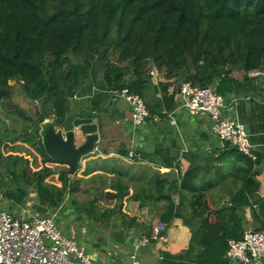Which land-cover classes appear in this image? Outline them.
Listing matches in <instances>:
<instances>
[{
    "label": "crops",
    "instance_id": "0c3cea01",
    "mask_svg": "<svg viewBox=\"0 0 264 264\" xmlns=\"http://www.w3.org/2000/svg\"><path fill=\"white\" fill-rule=\"evenodd\" d=\"M110 62L122 68V83L135 85L146 101L150 117L145 125L139 129L132 126L128 105L113 93L114 89H108L101 68L94 74L89 72L80 91L70 99L67 114L71 119H98L100 140L96 152L82 161L76 175L68 176L70 186L58 207L44 204L37 190L28 188L24 200L15 193V201L0 190V208L15 216L55 215L64 235L84 245L98 264H133V255L138 264H243L229 263L225 256L200 258L199 248L189 249L192 234L183 220L175 218L166 224L162 217L170 212L172 202L176 211L177 197L181 199L179 213L181 209L184 214L190 213L191 195L177 193L181 175L187 170L202 169L198 186L213 182L210 194L221 206L232 194L229 188L236 189L228 174L244 167L245 162L234 153L233 147L226 146L213 134L208 116H192L182 108V80L168 65H153L145 75L136 77L128 63L114 62L113 57ZM231 76L234 82H217L213 88H218L228 101L224 116L247 127L250 143L260 161L256 177L260 183L259 195L264 197V94L260 83L246 79L245 72L234 70ZM8 100L18 109L5 112L0 105V121L6 126L15 121V140L9 146H6L8 140L0 144L2 155L5 149L12 148L15 157L25 159L24 164L15 163V170L19 164L22 171L15 172L16 183L21 182L24 171L32 179L35 173L49 167L53 171L50 181L62 186L59 174L54 171L69 170L68 166L49 162L37 139L36 126L40 121L36 114L44 110L40 101L27 94L22 82H15V101ZM8 114L15 118L5 117ZM8 129L7 137L12 136L13 130ZM77 141L79 144L85 141L78 130ZM130 151L137 158L130 159ZM4 180L0 166V184ZM242 214L250 226L248 230H253L251 209L246 208ZM157 227L163 228L165 240L143 246L142 240ZM250 264H264V257Z\"/></svg>",
    "mask_w": 264,
    "mask_h": 264
},
{
    "label": "trees",
    "instance_id": "16d2710c",
    "mask_svg": "<svg viewBox=\"0 0 264 264\" xmlns=\"http://www.w3.org/2000/svg\"><path fill=\"white\" fill-rule=\"evenodd\" d=\"M114 56L118 63H128L136 77L165 63L182 82L220 94L214 85L234 82V70L250 79L249 72L264 68V0H0V88L9 91L11 81L22 82L44 109L36 114L39 121L51 115L63 120L70 99L88 73L99 68L108 89L116 84L140 95L135 85L122 83V68L110 62ZM37 139L43 151L39 133ZM234 153L245 166L228 174L236 187L229 188L232 194L225 203L231 206H218L210 194L213 182L198 186L202 169L193 168L181 175L177 190L191 195L190 213L181 209L176 215L172 202L162 217L166 224L183 220L192 234L189 249L199 248L200 258L226 255L229 241L240 239L250 227L242 214L246 208L251 209L252 229L264 227V197L253 178L260 161L236 148ZM48 173L43 169L31 179L24 171L23 177L36 183L44 204L56 208L70 177L68 171L60 175L62 188L44 186Z\"/></svg>",
    "mask_w": 264,
    "mask_h": 264
},
{
    "label": "built area",
    "instance_id": "2783aa9c",
    "mask_svg": "<svg viewBox=\"0 0 264 264\" xmlns=\"http://www.w3.org/2000/svg\"><path fill=\"white\" fill-rule=\"evenodd\" d=\"M248 77L260 83L264 94V70L257 69ZM116 96L125 102L131 114L135 129L145 125L150 113L142 96L128 88L119 89ZM264 103V98H263ZM181 106L190 115H206L212 122L213 134L223 143L229 142L241 154L256 161L257 156L249 140L244 123L224 116L227 99L210 87H196L189 82L181 84ZM130 159L137 156L128 153ZM165 240L163 228L157 227L151 236L142 240V245ZM229 263L250 264L264 257V227L261 230H247L236 240H230L225 255ZM133 264H138L132 256ZM0 264H98L84 245L75 243L58 228L55 215L45 217L15 216L0 208Z\"/></svg>",
    "mask_w": 264,
    "mask_h": 264
},
{
    "label": "water",
    "instance_id": "95a60500",
    "mask_svg": "<svg viewBox=\"0 0 264 264\" xmlns=\"http://www.w3.org/2000/svg\"><path fill=\"white\" fill-rule=\"evenodd\" d=\"M54 59L51 60L50 65ZM230 68H232L230 66ZM261 70H264L261 67ZM64 84H61V89L64 90ZM119 90L118 86L114 85L113 93ZM7 92L0 88V105L5 112L14 111L18 109L12 101L6 98ZM39 136L42 140V145L46 151L47 156L57 162L68 166V173L70 176L82 168V161L96 152L97 144L100 140L98 119L94 118H76L71 119L69 114L60 122L55 117H49L40 120ZM77 130L85 137V141L79 144L77 141ZM230 146L229 142L225 143ZM253 178L257 181L256 172ZM176 215L179 214L181 199L176 198Z\"/></svg>",
    "mask_w": 264,
    "mask_h": 264
},
{
    "label": "rangeland",
    "instance_id": "374dc122",
    "mask_svg": "<svg viewBox=\"0 0 264 264\" xmlns=\"http://www.w3.org/2000/svg\"><path fill=\"white\" fill-rule=\"evenodd\" d=\"M113 59H114V62H116L117 57L114 56ZM10 87H12V89L10 90L11 95H9L10 96L9 98H11L13 101H15V81L10 82ZM5 117H11L12 118L13 116L11 114H8ZM13 118H15V117H13ZM8 127L10 129H13V130H12V136L7 137L4 133V130ZM23 130L25 133L28 132L27 129H23ZM7 140H8V145H6V146H9V144L14 143V140H15V121L12 122V124H10L9 126H6V124L3 122V120L0 121V141H7ZM5 151L6 152L3 154L2 158L0 159V166H2L3 174L5 176V180L0 184V186L2 188L0 190H1V192L4 193V195L6 197L8 196L9 198H11L12 200L15 201V193H16V196L19 197L21 192L26 189V193H24V195L25 194L27 195L29 189L35 188V190H37L38 187H37L36 183L33 182V184L30 185V183L28 181H26V178H30V176H27L26 178H24L22 176V178L20 177L21 182L16 183L15 172L21 174L22 171L19 170V164H18L17 169L15 170V163L20 162V165L22 163L24 164L25 159H23L21 157H15V149H12V148L5 149ZM26 169H28V168H26ZM43 169L47 170L49 173H48V175H45L44 179H42V182H41L42 185H44V186L53 185V186H56L58 188H62L64 186V184L62 186H59L58 183L50 181L49 178L53 174V171L51 170V168L44 167ZM66 171H68V169L57 168V169H55L54 174H56L55 172H57L59 174V177H61L60 175H62V174L64 175V173ZM59 182H61L60 179H59ZM37 192H38V190H37ZM38 194H39V192H38Z\"/></svg>",
    "mask_w": 264,
    "mask_h": 264
},
{
    "label": "flooded vegetation",
    "instance_id": "af4514ba",
    "mask_svg": "<svg viewBox=\"0 0 264 264\" xmlns=\"http://www.w3.org/2000/svg\"><path fill=\"white\" fill-rule=\"evenodd\" d=\"M2 90V89H1ZM4 91H6V90H4ZM7 92V96H6V98L8 99L10 96L9 95H11V93H10V90L9 91H6ZM9 99H11V98H9Z\"/></svg>",
    "mask_w": 264,
    "mask_h": 264
}]
</instances>
